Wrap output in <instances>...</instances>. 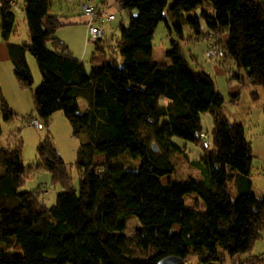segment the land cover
I'll use <instances>...</instances> for the list:
<instances>
[{"label":"trees","instance_id":"obj_1","mask_svg":"<svg viewBox=\"0 0 264 264\" xmlns=\"http://www.w3.org/2000/svg\"><path fill=\"white\" fill-rule=\"evenodd\" d=\"M203 1L114 0L128 19L113 42L102 27L86 67L55 35L72 20L49 11V0H0V38L18 85L31 90L36 115L27 116L41 128L60 109L72 132L86 135L76 150V186L50 133L39 139L33 165L60 185L51 204L40 186L22 187L20 139L0 144V264H157L167 254L183 264H214L226 253L231 264H264V256L250 252L264 230V194L251 191V141L242 121L225 113L214 74L183 51L203 37L206 47L221 50L208 57L222 67L226 83L240 87L228 101L238 100L247 83L264 93V0H208L209 10ZM16 8L28 25L27 41L10 40ZM160 20L169 45L165 59L152 55ZM26 52L40 72L35 87ZM0 112L4 120L16 113L1 93ZM203 112L210 131L202 128ZM175 135L201 147L199 153L190 157L193 147L186 150ZM124 151L147 158L132 170L111 168ZM174 151L188 157L193 171L163 179L175 171ZM187 192L195 193L189 203ZM128 214L138 219L131 234L123 231ZM190 255L196 261L188 262Z\"/></svg>","mask_w":264,"mask_h":264},{"label":"rangeland","instance_id":"obj_2","mask_svg":"<svg viewBox=\"0 0 264 264\" xmlns=\"http://www.w3.org/2000/svg\"><path fill=\"white\" fill-rule=\"evenodd\" d=\"M21 1V0H19ZM82 1V0H81ZM76 1L74 2L72 10L75 12L73 15L76 17V21L72 23L63 24L57 27L55 31V35L58 36L60 39L64 38L66 40H70L73 45L69 44L70 49L74 50V53H77L80 58H82L84 64L86 67H89V57L91 54V51L93 49V42L92 40L85 43L84 36H85V26L86 24L83 23V19L86 20V15L80 10L79 4L81 2ZM96 2V0H94ZM111 3L108 5V9L112 12H114V18L110 20H105L102 23L103 27V33L102 36L104 39H106L108 42H113L114 39L119 34V25L120 23H125L128 19V11L125 9H122L118 7V5L114 2V0H110ZM172 0H167V4L170 3ZM208 0H204L202 7L208 8L209 5ZM15 10V19H14V26L16 28V32L10 36V40L13 41H27L29 38V28L27 25V22L23 16V13L19 9ZM136 12V10L133 8L131 9V13ZM80 20V21H79ZM73 26H70V25ZM154 42H153V49H152V55L156 59H165L164 58V50L169 46L168 40H167V32L165 29V26L163 24V21L160 20L158 22V26L155 28L154 32ZM2 44L4 45V41L0 39ZM63 40V39H62ZM64 41V40H63ZM206 39L198 38L194 40L193 42H189V44L184 45L183 51L185 52L186 57L191 63L198 62L202 63L205 69L211 70V65L215 63V61L208 57L205 54V45ZM189 48V49H188ZM29 57L31 58L34 67L37 68L36 61L32 54L27 52ZM194 55V56H193ZM9 66L11 68V65L9 62L4 63V60L1 59L0 62V79L2 88L10 98L19 96L16 92L20 91L21 94V100L22 104L19 106L18 112L15 113L14 117L10 120H4L1 117L0 112V124H1V131H0V144H15L18 139H20L21 143V158L23 165L25 167V170L27 171V174H25L24 182L22 187L24 188H35L37 186H40L42 190V196L43 201L46 204H51L56 192L60 189V185L58 183L51 182V175L49 170L45 168H36L35 164L38 161L37 152H36V146L39 141V139L47 133V131L50 133L52 137V141L57 148L58 152L62 156L63 160L65 161V164L70 171V175L72 178L73 184L76 186L78 181V172L77 168L75 166V159H76V150L81 141H83L86 138L85 133H78L74 134L72 132L71 125L67 118L63 115L62 111L60 109H56L51 113L49 122L43 125V127L38 128L36 127L30 120V118L27 116L29 114H32L35 116L34 107H33V100L29 93H31L30 88L28 87H18V84L16 82V79L14 77L12 69H9ZM8 68V69H6ZM38 70V69H37ZM214 71V70H213ZM38 78L33 79L32 86L35 87V85L38 83L40 79V72L37 71ZM215 77L216 83L219 85V87L222 89L225 100L223 102V106L227 109V116L229 119H238L242 121L245 133L247 136H249L250 140L253 139V147L258 148L259 146V139L262 140V145L264 148V93L262 89L256 85V84H244L239 99L236 103H230L228 101V89L226 86H228V83H226V76L224 72H219L217 74L213 73ZM236 84V82H233ZM257 90L258 94L256 97H253L251 94V90ZM0 93L2 94V90H0ZM3 95V94H2ZM12 101L13 98H12ZM79 103L80 105L82 103H85L84 97H79ZM256 108V109H255ZM27 116V117H26ZM206 120L202 116V128L207 129L210 131L211 127V119L208 112H206ZM15 134V135H14ZM173 140L181 143L182 145H186V150L188 147H193V142L191 140L187 141L185 144L183 139L179 136H174ZM188 144V146H187ZM261 146V145H260ZM197 151H200L201 147L196 146ZM190 151V150H188ZM172 160L175 164V171L173 173L167 174L163 176V179H171V178H183L188 173L192 172L193 169L190 166L188 162V157L186 155H183V153L179 151L172 152ZM253 159V168L252 171L255 175H259L260 173L264 174V163L260 164L261 160L263 161L261 157H259V154H254ZM98 156H102L101 153H99L95 159H97ZM147 158V155L145 153L138 154L137 156H131L127 151H124L120 153L119 155L115 156L113 159L110 160L109 166L111 168L120 169L125 168L126 170H132L134 168H137L143 163ZM260 160V161H259ZM263 166V167H262ZM260 175V180L263 181L264 179L261 177L263 175ZM45 185V186H44ZM46 190L44 191V189ZM192 194H195L194 192H187L184 194V200L186 203H189V201H192ZM45 195V196H44ZM51 196L49 199L48 197ZM200 204L202 205V202L200 201ZM138 225V219L134 214H128L125 219V226L123 231L126 234H131L134 231L135 226ZM250 252L252 254L262 255L264 256V230L260 231V235L255 239L253 242V245L251 247ZM191 259H188L189 262L192 260L193 262L196 261L195 256H190ZM214 264H231L230 258H228L227 253L225 256L221 259V261H213Z\"/></svg>","mask_w":264,"mask_h":264},{"label":"crops","instance_id":"obj_3","mask_svg":"<svg viewBox=\"0 0 264 264\" xmlns=\"http://www.w3.org/2000/svg\"><path fill=\"white\" fill-rule=\"evenodd\" d=\"M76 1H79V0H49V5H48V8H49V11L51 12H54V13H57V14H60L63 16L64 19H68V20H77L75 17V15H73V13H75L72 8H73V5H74V2ZM81 1V0H80ZM94 1V0H93ZM95 2V1H94ZM97 5H99V7H103V6H106L108 7V5H110L111 1L110 0H96ZM75 21H72V22H75ZM80 21V20H79ZM71 22V23H72ZM83 23H85V19H83ZM86 24V23H85ZM70 26H73L72 24ZM158 26V23L156 25V27ZM155 27V28H156ZM155 32V31H154ZM155 34V33H154ZM87 38V28L85 26V36H84V41L85 43H87L88 41L86 40ZM1 39V38H0ZM68 45L69 47V44L70 45H73V43L70 41V40H66L64 38H62ZM153 42H154V37H153ZM152 49H153V46H152ZM69 50L71 52V54H73L74 56L80 58V56L77 55V53H74L75 51L70 49L69 47ZM29 54L26 52L25 54V57H26V60H27V63L30 67V70H31V73H32V76H33V79L35 80L36 77L38 78V73H37V68L34 67V64L31 60V58L28 56ZM1 59L4 60V63H5V66H6V63L9 62L10 65H11V68L9 66V69H12L11 71L13 72V66H12V63L8 57V53H7V48H6V45L4 43V45L2 44L1 40H0V62H1ZM82 59V58H81ZM211 72L212 73H219V72H223L222 70V67L218 64V63H213L211 66ZM8 69V68H6ZM8 69V70H9ZM214 70V71H213ZM40 80V79H39ZM17 82V81H16ZM39 82V81H38ZM18 84V83H17ZM38 84V83H37ZM36 84V85H37ZM18 87H20L18 85ZM34 87V86H32ZM217 87L218 89L223 93L222 89L219 87V85L217 84ZM227 89H228V94H232V93H235L237 91H239L240 87L239 85L236 83H228V86H226ZM20 89H22L20 87ZM0 90H2V94L3 96L5 97V99L7 100V102L9 103L10 107L12 108V110L14 112H18L19 110V106L23 103L22 100H21V90L20 91H17V94L19 96L17 97H12L14 101H12V98H10L7 94H5L3 88H2V84H1V79H0ZM241 92V90H240ZM31 95V93H29ZM224 95V93H223ZM225 96V95H224ZM239 99V98H238ZM238 100L236 101H229L230 103H236ZM223 109L225 111V113L227 112V109L223 106ZM256 109V108H255ZM227 114V113H226ZM228 115V114H227ZM202 116L205 118V120L207 119L206 118V112H203L201 114V120H202ZM238 120V119H237ZM247 135V134H246ZM249 137V136H248ZM250 139V138H249ZM251 141V150H252V153L253 155L254 154H259V157H261L262 159H264V148H263V145H262V140L259 139V144L261 145H257L258 148L255 149V147H253V139L250 140ZM198 149H196V146H193L192 149H190V153H189V156L191 157L192 155H196L197 153H199L197 151ZM255 156V155H254ZM260 161V160H259ZM264 163V160L260 162V164ZM263 167V166H262ZM262 173H260L259 171V175H255L253 173V171H251V174H250V177H251V191L259 196V195H262L264 194V180L261 181L259 178H260V175ZM263 176H261L263 179H264V174H262ZM47 188V187H46ZM46 188L44 189V191L46 190ZM232 190H234V187L232 185ZM45 196V195H44ZM43 197V196H42ZM44 198V197H43ZM49 199L51 198V196L48 197ZM54 200V199H53ZM53 202V201H52ZM191 256V255H190ZM189 256L188 259H191Z\"/></svg>","mask_w":264,"mask_h":264},{"label":"built area","instance_id":"obj_4","mask_svg":"<svg viewBox=\"0 0 264 264\" xmlns=\"http://www.w3.org/2000/svg\"><path fill=\"white\" fill-rule=\"evenodd\" d=\"M80 10L86 15V28H87V41L94 39L96 36L100 35L102 31V20L111 19L114 17L113 12H110L108 8H99L97 3L93 0H82L79 4ZM205 54L207 56L211 55H219L221 54V50L214 45H210L206 47ZM31 122L36 126H40V123L36 118H32ZM202 143L204 145H208L210 143L209 138L205 131H202Z\"/></svg>","mask_w":264,"mask_h":264},{"label":"water","instance_id":"obj_5","mask_svg":"<svg viewBox=\"0 0 264 264\" xmlns=\"http://www.w3.org/2000/svg\"><path fill=\"white\" fill-rule=\"evenodd\" d=\"M152 146L154 150H157V147L155 146L154 142L152 143ZM157 264H183V259L181 256L176 254H167L160 257L157 260Z\"/></svg>","mask_w":264,"mask_h":264}]
</instances>
